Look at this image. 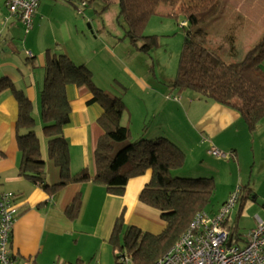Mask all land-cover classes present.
<instances>
[{"label":"crops","instance_id":"crops-1","mask_svg":"<svg viewBox=\"0 0 264 264\" xmlns=\"http://www.w3.org/2000/svg\"><path fill=\"white\" fill-rule=\"evenodd\" d=\"M69 2L40 0L33 20L34 26L27 33L24 44L17 46L11 42L20 37L24 27L18 20L10 17L5 9V0H0V80L9 81L32 104L36 136L40 144L41 158L45 163V181L48 185L59 180V170L47 155L48 139L42 132L39 92L44 82L47 51L64 54L75 62L80 59L70 54L68 48L64 49L61 38L56 37L57 31L62 28L65 29L64 36L68 39L79 37V30L69 17L75 7L73 9V4ZM168 12L163 9L157 14L166 15ZM61 13L62 18L58 17ZM238 13L243 14L239 9ZM5 18L8 21L3 27ZM53 46L56 47L53 48L56 52L52 51ZM81 63L86 65L87 62ZM125 70L144 91L146 85L136 80L128 68ZM154 92L156 97L153 99V107H150L148 101L147 105L146 102L136 103L132 107H127L124 103L121 124L129 128L131 140L164 137L173 142L168 133L176 131L179 143L182 147L191 149V152L196 149L202 151L206 147L208 155L234 159L239 180V170H242L243 164L247 166V162L252 160L253 167L257 165L255 175L253 170L248 172L246 188L243 190L246 194L242 196V189L240 193L241 198L253 196V190L249 189L251 179L254 176L264 179V118L257 123L254 131H249L236 108L199 98L197 94L193 97L189 93H179L177 99L173 100L181 103L184 130L180 127L176 129L173 128L174 122L162 115V110L166 109L165 99L158 106L159 94ZM67 96L71 114L69 124L63 129V137L69 147L70 170L74 174L86 169L92 177L95 173L94 151L102 134L97 123L102 110L98 104L87 103L91 95L85 86H69ZM234 105L238 107L240 102L236 100ZM172 107L176 109L175 102ZM136 111H140V115ZM17 116L18 106L13 93L8 89L1 91L0 193L11 194L16 207V221L11 235L15 264H115V253L109 240L120 217L125 227H137L154 235L162 232L164 223L159 213L139 202L141 190L151 179L150 171L130 179L122 196L110 195L103 186L90 180L68 184L50 196L40 186L19 176L21 155L16 142ZM151 118L154 121L150 130L147 124ZM132 129H135L133 133ZM190 138L194 141L193 148L189 144ZM211 149L219 151L221 156L213 155ZM234 190L227 193V198ZM76 197L80 203V214L77 219L70 220L65 210Z\"/></svg>","mask_w":264,"mask_h":264},{"label":"trees","instance_id":"trees-1","mask_svg":"<svg viewBox=\"0 0 264 264\" xmlns=\"http://www.w3.org/2000/svg\"><path fill=\"white\" fill-rule=\"evenodd\" d=\"M69 1L73 5L74 1L89 5L93 0ZM116 1L119 16L125 23L124 37L145 54L157 46L156 37L145 36L143 31L150 18L157 15L159 5L170 7L172 12L166 14L168 17L182 16V23L186 24L182 28L186 31L176 77L170 87L178 91L189 90L205 100L236 108L248 130L254 131L264 118V34L241 57L231 53L230 48L221 52L209 47V31L201 27L215 16L220 0H198L186 7L182 6L185 0ZM180 5L177 15L175 11ZM228 44L232 48V43ZM91 77L92 73L84 64H77L64 54L45 53V76L39 92V105L42 132L48 139L47 155L59 170V180L52 185L45 181V163L36 136L32 104L21 91L13 88V84L6 79L0 80V92L10 90L18 106L19 176L40 186L50 196L68 184L89 180L103 186L110 195L122 196L130 179L150 171L151 179L141 190L139 202L159 213L164 223L162 232L154 235L137 227H125L120 217L109 241L114 253H125L133 264H154L186 232L197 214L218 211L206 210L211 204L214 181L212 178L172 175L184 166L185 153L164 137L131 140L129 128L121 124L125 111L121 97L96 88ZM69 86H85L91 95L87 103L98 104L102 110L97 120L102 134L94 151L95 173L92 177L86 169L74 174L70 170L69 147L63 137V129L69 124L71 114L67 96ZM236 100L240 102L238 107L234 105ZM243 202L242 197L239 209ZM65 214L70 220L78 218L80 203L77 197ZM236 230L234 226L233 233L236 234ZM114 259L118 264L117 254Z\"/></svg>","mask_w":264,"mask_h":264},{"label":"rangeland","instance_id":"rangeland-1","mask_svg":"<svg viewBox=\"0 0 264 264\" xmlns=\"http://www.w3.org/2000/svg\"><path fill=\"white\" fill-rule=\"evenodd\" d=\"M197 2L198 0H185L182 6L194 5ZM81 3L75 1V5H73L75 10L69 16L72 23L79 30V37L68 39L64 36L65 29L63 28L57 31L56 37L61 38L64 49L68 48L70 54L76 56V58L80 57L76 61L77 64L87 62L85 66L92 73L93 85L108 95L122 96V101L127 107L146 101L149 102L150 107H153V99L156 97L154 91H156L160 99L158 106L162 105L161 100L164 101L165 99L166 101V109L162 110V115L174 122L173 128L179 129L178 127H180L184 130L181 119L182 112H180L181 103L173 99L174 97L177 99L179 93H189L193 97L196 94L189 90L178 91L169 85L176 77L183 36L186 31L182 28V16L179 15L175 19L168 17V15L157 14L150 18L143 34L145 36H155L157 46L149 54H145L133 46L127 37H124L123 27L125 23L119 16V6L116 0H93L84 8ZM180 7L181 5L175 11L177 15L180 12ZM5 9L8 12L6 7ZM163 9L172 12L166 4H160L157 12H161ZM238 9L241 10L242 15L238 13ZM58 17L62 18L63 14H59ZM260 23L264 24V0H220L215 16L208 19L201 27L207 28V31H209V47L221 52L230 48L231 53L242 57L262 38L264 26H261ZM34 29H36V26ZM43 30L46 31V28L43 27ZM26 37L27 33L24 29L20 37L11 43L22 46ZM229 42L232 43V48L228 44ZM97 55L98 57H96ZM92 57L95 58L88 61ZM125 68L131 71L136 80L146 85L144 91L130 77ZM148 102H146V105ZM174 102L176 103V109L172 107ZM136 114L140 115V111H136ZM134 119H136L135 116ZM152 121L154 119L151 118V121L147 124L150 130ZM133 130L135 131V129H132V133ZM173 132L175 133L168 134L171 136L173 143L185 153L186 162L180 170L173 172L172 175L186 178L205 177L212 178L214 181L215 189L211 197V204L206 209L207 212H214L221 206L224 199V202L228 199L227 193L236 190L238 187H241L242 196H245L246 193H243V190L247 184L246 175L251 170L255 175L257 167V165L253 167L252 160L247 162V166L243 164L242 170H239L240 182L234 159L208 155L206 154V147L202 151L196 149V151L191 152V149L182 147L177 140L176 131ZM134 136L136 137V135ZM189 144L193 148L194 141L192 138H190ZM250 183L249 189L253 190V196L244 197L245 200L240 211L238 212L240 206L238 203L231 213L233 227L235 226V229H237L236 234L239 237L246 235L254 227L256 215L264 218V179L254 176ZM115 254L118 255L119 253L116 252Z\"/></svg>","mask_w":264,"mask_h":264},{"label":"built area","instance_id":"built-area-1","mask_svg":"<svg viewBox=\"0 0 264 264\" xmlns=\"http://www.w3.org/2000/svg\"><path fill=\"white\" fill-rule=\"evenodd\" d=\"M40 0H5L10 17L18 20L28 33ZM84 8L85 2L81 3ZM8 21L2 22L4 27ZM182 26H186L185 22ZM2 30H0V40ZM176 100V97H174ZM221 156L216 149L210 151ZM241 199L237 188L215 214L199 213L188 229L154 264H264V218L256 215L255 226L246 235L233 233L232 210ZM264 211V209H263ZM16 221L13 196L0 193V264H15L11 235ZM118 264H133L125 253H119Z\"/></svg>","mask_w":264,"mask_h":264}]
</instances>
